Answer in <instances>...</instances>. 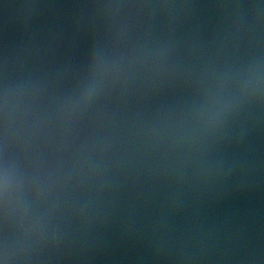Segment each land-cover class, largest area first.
<instances>
[{
	"label": "water",
	"instance_id": "water-1",
	"mask_svg": "<svg viewBox=\"0 0 264 264\" xmlns=\"http://www.w3.org/2000/svg\"><path fill=\"white\" fill-rule=\"evenodd\" d=\"M0 264H264V0H0Z\"/></svg>",
	"mask_w": 264,
	"mask_h": 264
}]
</instances>
